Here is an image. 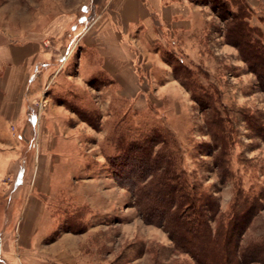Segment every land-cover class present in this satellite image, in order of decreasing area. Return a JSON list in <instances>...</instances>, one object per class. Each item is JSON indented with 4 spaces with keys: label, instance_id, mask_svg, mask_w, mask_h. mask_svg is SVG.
<instances>
[{
    "label": "rangeland",
    "instance_id": "rangeland-1",
    "mask_svg": "<svg viewBox=\"0 0 264 264\" xmlns=\"http://www.w3.org/2000/svg\"><path fill=\"white\" fill-rule=\"evenodd\" d=\"M69 1L0 0V46L8 41L47 39L46 51L55 60L41 62L38 69L45 73H36L29 82V90L49 91L31 103L26 134L31 135V123L49 99L52 104L67 103L75 111L78 125L73 126L78 144L62 148L71 150L70 160L63 159L51 177L46 174L36 183L34 171L41 163L31 160L35 144L20 136L22 127L17 124L14 133L19 141H8V202L4 200V183L0 184V264H58L60 260L66 264H196L189 254L176 248L163 228L143 220L132 192L141 185L133 177L139 169L129 157L124 168L113 165L120 154L121 140L131 141L153 130L161 136L155 152L172 154L188 182L213 194L226 217L237 213L234 206L248 202L253 217L241 245L264 243V91L237 47L227 39L230 20L219 17L227 9L232 14L238 12L244 2L241 16H247L253 29L250 39L264 43V0H251L252 8L244 0H218L219 5L227 7L216 12L213 0H192L201 7L211 6L212 11L207 8L205 12L213 28L212 34L208 33L211 36L205 35L204 41L199 38V45L187 51L173 40H168L166 47L158 44L148 51L142 48L149 61L146 66L156 62L166 72L171 69L181 84L175 76L180 62L178 76L191 85V90L182 84L180 90H144L149 94L142 95L141 100L148 102V109L137 114L127 112L131 104L127 100L123 106L110 103L106 112V98L75 74L77 58L73 56L66 65L58 61L63 51H58V37L51 27L61 13L68 11ZM74 33L69 29L65 34L68 48ZM60 69L56 82L53 76L47 78ZM74 82L90 89L92 99H86ZM56 85L71 90L70 94L54 95ZM74 94L86 101L76 100ZM95 102L101 111L93 110ZM85 104L94 112L84 110ZM212 133L226 142L224 150ZM20 154H27V160ZM47 165L51 166L50 159H45ZM38 208L45 214L41 231L35 238L21 237L23 229H30L31 217ZM64 252L68 254L66 260L60 259Z\"/></svg>",
    "mask_w": 264,
    "mask_h": 264
},
{
    "label": "crops",
    "instance_id": "crops-1",
    "mask_svg": "<svg viewBox=\"0 0 264 264\" xmlns=\"http://www.w3.org/2000/svg\"><path fill=\"white\" fill-rule=\"evenodd\" d=\"M244 1L250 8L253 7L251 0ZM68 6V11L61 13L51 27L53 33H56L55 38L58 37L55 39L58 51H63L58 61L66 65L73 56L77 58L75 74L90 89L106 98V112L110 103L116 102L123 106L127 100L131 103L127 112L137 114L148 109V102L141 100L142 95L149 94V91L144 90H180L182 87L172 75L171 69L166 72L156 62L146 66L149 61L142 48L148 51L158 44L166 47L165 43L173 40L187 51L189 47L199 45V38L204 41V36L213 32V28L207 23L210 17L205 14L211 6L201 7L192 0H70ZM69 29L75 33L68 48L64 38ZM46 40L38 37L19 43L8 41L0 46V184L2 186L4 183V200L7 202L8 141H19L14 133L17 124L22 127L20 136L35 144L31 160H40L41 163L35 167L36 183L42 181L46 174L51 177L55 166H60L63 159L70 160L71 150L62 149L64 146L71 149L78 144L76 128L73 127L77 125L75 111L62 101L50 103L49 97L45 109L38 112L36 121L31 123V135L26 134L27 129H30L31 103L49 91L29 90V82L37 77L36 73H45L38 69L42 67L41 62L46 59L53 63L55 61L52 60L51 53L46 51ZM64 65L62 69H65ZM62 69L54 70L47 78L53 76V81L56 82ZM42 78L46 76L43 75ZM74 83L82 89L80 91L88 97L86 99H92L88 92L90 89L79 82ZM56 89L52 90L56 96L71 92L63 90L60 85H56ZM77 96L78 94H74L76 100L86 101ZM57 98L61 97H54L55 101ZM97 105L96 102L92 104L93 110L101 111ZM87 107L84 110L94 112ZM83 123L90 126L88 122ZM74 152V158L77 159V151ZM25 155L20 158L27 160V154ZM45 159L51 160L50 167L45 166ZM68 170L75 174L69 168ZM5 217V235L8 238V207ZM31 218L30 229H23L21 237L35 238L41 231L45 221L43 208H38ZM45 231L46 226L43 233ZM61 257L66 260L67 252L60 259ZM58 264L66 263L60 260Z\"/></svg>",
    "mask_w": 264,
    "mask_h": 264
},
{
    "label": "trees",
    "instance_id": "trees-1",
    "mask_svg": "<svg viewBox=\"0 0 264 264\" xmlns=\"http://www.w3.org/2000/svg\"><path fill=\"white\" fill-rule=\"evenodd\" d=\"M212 2L216 6L213 8L215 12L218 8L227 7L226 4V7L219 5L218 0ZM241 4L238 12L232 14L227 9V13L219 17L224 21L230 20L227 39L237 47L264 91V43L250 39L253 29L247 16H241L245 6L244 2ZM179 65L175 76L191 90V85L178 76ZM197 102L201 105L199 100ZM211 116L216 119L215 113ZM137 137L131 141H120V154L113 159V165L124 168L125 159L129 157L130 163L139 169L133 177L141 185L134 187L132 192L143 220L163 228L176 248L189 254L196 264H264L263 242L245 247L241 245L243 233L253 217L248 202L238 205V208L234 206L233 211L237 209V213L226 217L213 194L188 182L187 174L176 166L172 154L155 152V146L161 139L156 131ZM212 137L222 145L221 150L226 148L223 138H218L216 133H212Z\"/></svg>",
    "mask_w": 264,
    "mask_h": 264
}]
</instances>
